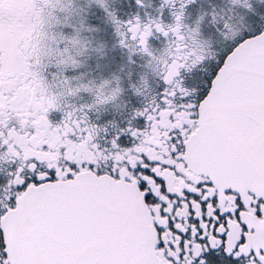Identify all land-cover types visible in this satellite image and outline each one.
<instances>
[{"label":"snow or ice","instance_id":"obj_1","mask_svg":"<svg viewBox=\"0 0 264 264\" xmlns=\"http://www.w3.org/2000/svg\"><path fill=\"white\" fill-rule=\"evenodd\" d=\"M0 264H264V0H0Z\"/></svg>","mask_w":264,"mask_h":264}]
</instances>
